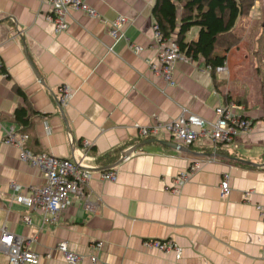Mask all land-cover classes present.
<instances>
[{"label": "crops", "instance_id": "obj_1", "mask_svg": "<svg viewBox=\"0 0 264 264\" xmlns=\"http://www.w3.org/2000/svg\"><path fill=\"white\" fill-rule=\"evenodd\" d=\"M86 2L106 19L125 15L123 36L113 40L106 23L79 10L70 11L68 27L56 31L46 18L49 8L39 0H0V228L28 238L41 264H67L55 247L62 240L84 255L79 264H91L89 254L97 256L98 264H264L258 240L264 238V220L256 208H264V56L254 53L264 41V21L247 20L246 33L234 47L215 50L216 57L224 55L227 73L212 71L202 58L180 60L173 68L174 84H168L145 62L155 56L150 47L155 0ZM198 29L191 26L186 38L195 39ZM61 84L72 94L60 108ZM228 100L252 126L226 146L203 139L184 145L164 131L143 137L134 127L151 123L153 113L171 118L181 107L212 118L214 107ZM20 106L29 114L24 126L14 117ZM10 125L28 134L24 146L32 152L88 165L90 208L72 196L56 222L43 224L40 212L14 198L11 182L28 195L44 176L18 159L15 146L3 142ZM150 138L172 145L144 142L112 167L115 180L100 178L103 166L121 151ZM84 140L91 145L83 155ZM195 163L179 191H171L176 175ZM224 174L230 189L226 196L220 195ZM150 239L170 241L179 254L145 246ZM97 241L102 243L98 250L92 247Z\"/></svg>", "mask_w": 264, "mask_h": 264}, {"label": "built area", "instance_id": "obj_2", "mask_svg": "<svg viewBox=\"0 0 264 264\" xmlns=\"http://www.w3.org/2000/svg\"><path fill=\"white\" fill-rule=\"evenodd\" d=\"M46 5L50 13L46 14L47 20L53 23L56 31H63L68 27L67 16L72 10H79L85 15L106 23L107 34L117 40L123 36V30L129 19L123 14H117L111 19H106L86 0H39ZM154 35L150 47L154 48V58H145L148 68L156 75L166 80L168 84H174L172 72L177 61H187L188 58L181 50L173 36L162 38L157 29V25H152ZM135 52L140 50V46L128 43ZM112 50V46L107 47ZM4 72L3 64L0 59V72ZM215 71L226 72L227 67L224 64L215 66ZM56 100L62 106L68 104L71 98V90L67 84H61L58 87ZM214 116L205 118L196 114L185 107H181L178 114L168 118L160 119L157 114H151V123L147 125L134 124L140 135L143 137H158L161 131L167 133L175 141L190 145L196 139L210 141L213 145L226 146L236 135L247 132L251 129L252 120L235 112V104L228 100L224 104H218L213 109ZM28 134L19 130L16 126L10 125L4 129L3 142L13 145L17 148L18 159L26 162L35 169L40 170L44 176V182L40 185L30 186V193L22 195L19 193L20 185L11 182L16 194L14 198L22 202L27 208L36 210L41 214L42 223H54L60 215L71 205L72 196H78L83 199L84 206H92L89 200V182L92 171L88 165L81 159L58 157L47 152H32L24 146ZM84 153L89 149L91 142L84 140L81 144ZM193 164L189 169L180 171L174 178V184L171 191L178 192L180 187L188 179V175L194 170ZM100 178L103 180H115L116 171L107 169L100 171ZM227 175L224 174L220 182V195L226 196L229 193ZM260 217L264 220V208L256 205ZM22 219L26 224L30 223L28 215H23ZM262 249L264 250V238H258ZM30 240L23 235H17L3 226L0 228V264H41L40 254L29 247ZM145 246H152L167 253L171 249L179 254V248L170 241L150 239L144 240ZM101 241L95 242L92 247L100 249ZM55 247L61 251L67 264H79L84 255L68 248L67 241L57 242ZM88 258L91 264H98L97 256L89 254Z\"/></svg>", "mask_w": 264, "mask_h": 264}, {"label": "trees", "instance_id": "obj_3", "mask_svg": "<svg viewBox=\"0 0 264 264\" xmlns=\"http://www.w3.org/2000/svg\"><path fill=\"white\" fill-rule=\"evenodd\" d=\"M246 8L242 0H155L152 14L162 38L173 36L188 58H202L213 71L224 62V55L216 57L215 50L234 45L233 28ZM191 26L199 28L195 39L186 38ZM17 92L21 94L19 89ZM262 109L264 117V102ZM14 117L22 126L29 123L25 107H17Z\"/></svg>", "mask_w": 264, "mask_h": 264}, {"label": "rangeland", "instance_id": "obj_4", "mask_svg": "<svg viewBox=\"0 0 264 264\" xmlns=\"http://www.w3.org/2000/svg\"><path fill=\"white\" fill-rule=\"evenodd\" d=\"M242 1L245 4V7H247V8H246V11L243 14H241L240 18L238 19L239 25L237 26V29H235V31L232 32V34H233L232 35L233 36L232 41L234 42V45H232L231 47H234L238 43V41H239L238 36L239 35H242V34L244 35V33H246V28L244 26H246L245 23L247 22V20L249 22L255 21V22H257L256 24H258V25L262 21H264V0H242ZM246 42H247V39H244V41L242 43L246 44ZM249 43H252V42H249ZM231 47H229V48H231ZM254 47L256 49L254 51V53H258L259 56H261V55L264 56V41L261 42L260 46L255 45ZM229 48H227V49H229ZM261 59H264V57H261ZM218 73H222V72H218ZM223 73H226V72H223ZM231 101H233L235 104L234 100H231ZM58 104L60 105V107H62L61 104L59 103V101H58ZM235 107H236V104H235ZM112 167H108L105 170L114 169Z\"/></svg>", "mask_w": 264, "mask_h": 264}, {"label": "water", "instance_id": "obj_5", "mask_svg": "<svg viewBox=\"0 0 264 264\" xmlns=\"http://www.w3.org/2000/svg\"><path fill=\"white\" fill-rule=\"evenodd\" d=\"M34 72L36 73V75H37V72L34 70ZM61 108V107H60ZM148 141H158V142H160V143H162V144H167V145H172L171 144V142H169V141H167V140H158V139H154V138H150V139H146V140H144V141H142V142H139V143H136V144H134V145H132L131 147H129V148H127V149H125V150H123V151H121V153H120V155H119V157H118V159L117 160H115L114 162H112V163H110V164H108V165H105V166H103L104 168H108V167H112V166H115V165H117L119 162H121L130 152H132L137 146H139V145H141V144H143L144 142H148ZM174 145H175V143H174ZM176 145H178L177 143H176ZM258 165V164H257Z\"/></svg>", "mask_w": 264, "mask_h": 264}, {"label": "bare ground", "instance_id": "obj_6", "mask_svg": "<svg viewBox=\"0 0 264 264\" xmlns=\"http://www.w3.org/2000/svg\"><path fill=\"white\" fill-rule=\"evenodd\" d=\"M209 67V66H208ZM62 106V105H61ZM101 171V170H100Z\"/></svg>", "mask_w": 264, "mask_h": 264}]
</instances>
